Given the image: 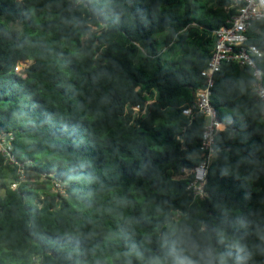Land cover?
<instances>
[{"label":"trees","instance_id":"obj_1","mask_svg":"<svg viewBox=\"0 0 264 264\" xmlns=\"http://www.w3.org/2000/svg\"><path fill=\"white\" fill-rule=\"evenodd\" d=\"M230 3L0 0V132L17 163L0 154V264H264V119L250 68L214 75L226 128L206 196L179 178L199 163L205 123L182 110ZM247 38L264 52V20ZM256 67L264 85V55Z\"/></svg>","mask_w":264,"mask_h":264},{"label":"built area","instance_id":"obj_2","mask_svg":"<svg viewBox=\"0 0 264 264\" xmlns=\"http://www.w3.org/2000/svg\"><path fill=\"white\" fill-rule=\"evenodd\" d=\"M226 10L230 12V17L226 26L214 32V48L206 68L201 72L204 85L194 92L193 105L182 110V114L190 120L196 116H202L205 119L200 142L199 163L191 169L183 167L179 176V178L190 179L187 190L193 199H202L206 196L204 186L208 167L217 152L216 138L218 133L226 128L218 120L216 109L211 103L214 75L223 65L237 64L240 67L251 69L253 78L251 91L256 101L262 106V119H264V85H262V73L256 67V59L262 57L264 52L247 43L249 28L254 22L264 20V0H231ZM28 64L29 62L17 64L15 72L22 73ZM133 110L138 111V107ZM10 140V135L0 132V154L5 158V162L11 165L17 163L10 154ZM22 172L19 168L20 177H22ZM16 185L14 182L10 187L15 189Z\"/></svg>","mask_w":264,"mask_h":264},{"label":"clouds","instance_id":"obj_3","mask_svg":"<svg viewBox=\"0 0 264 264\" xmlns=\"http://www.w3.org/2000/svg\"><path fill=\"white\" fill-rule=\"evenodd\" d=\"M172 264H181V262L176 261V262H172ZM183 264H197V262L195 260L189 259V260L183 262Z\"/></svg>","mask_w":264,"mask_h":264},{"label":"rangeland","instance_id":"obj_4","mask_svg":"<svg viewBox=\"0 0 264 264\" xmlns=\"http://www.w3.org/2000/svg\"><path fill=\"white\" fill-rule=\"evenodd\" d=\"M18 23H19V22H18ZM14 27L17 28V29H20V25L17 24V23L14 24ZM0 194H2V190H0Z\"/></svg>","mask_w":264,"mask_h":264}]
</instances>
